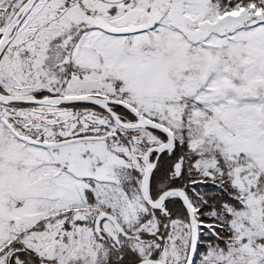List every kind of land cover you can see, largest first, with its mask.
<instances>
[{
    "label": "snow or ice",
    "instance_id": "1",
    "mask_svg": "<svg viewBox=\"0 0 264 264\" xmlns=\"http://www.w3.org/2000/svg\"><path fill=\"white\" fill-rule=\"evenodd\" d=\"M0 264H264V0H0Z\"/></svg>",
    "mask_w": 264,
    "mask_h": 264
}]
</instances>
